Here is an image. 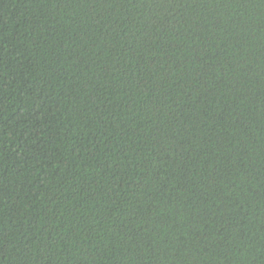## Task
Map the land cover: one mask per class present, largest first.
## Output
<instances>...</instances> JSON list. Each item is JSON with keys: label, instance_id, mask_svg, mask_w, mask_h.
Segmentation results:
<instances>
[{"label": "trees", "instance_id": "1", "mask_svg": "<svg viewBox=\"0 0 264 264\" xmlns=\"http://www.w3.org/2000/svg\"><path fill=\"white\" fill-rule=\"evenodd\" d=\"M0 264H264V0H0Z\"/></svg>", "mask_w": 264, "mask_h": 264}]
</instances>
